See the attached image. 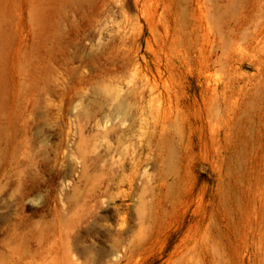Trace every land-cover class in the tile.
<instances>
[{"label": "rangeland", "instance_id": "obj_1", "mask_svg": "<svg viewBox=\"0 0 264 264\" xmlns=\"http://www.w3.org/2000/svg\"><path fill=\"white\" fill-rule=\"evenodd\" d=\"M199 263L264 264V0H0V264Z\"/></svg>", "mask_w": 264, "mask_h": 264}, {"label": "bare ground", "instance_id": "obj_2", "mask_svg": "<svg viewBox=\"0 0 264 264\" xmlns=\"http://www.w3.org/2000/svg\"><path fill=\"white\" fill-rule=\"evenodd\" d=\"M217 236H218V234H216ZM206 237V236H205ZM237 237V236H236ZM217 238V237H216ZM207 239V238H206ZM218 239V238H217ZM216 239V240H217ZM262 239V238H261ZM258 240V239H257ZM218 241V240H217ZM221 241V240H220ZM226 241V240H225ZM225 241H224V243H225ZM212 242V241H211ZM214 243H216V242H214ZM258 243V242H257ZM186 245V244H185ZM199 245V244H198ZM212 245H213V243H212ZM217 245V244H216ZM226 245V244H225ZM232 245V244H231ZM200 248V247H199ZM215 248V247H214ZM218 249V248H217ZM188 251V250H187ZM262 251V250H261ZM216 252H217V250H216ZM198 254V253H197ZM183 255V254H182ZM180 256V255H179ZM181 257V256H180ZM199 257V256H198ZM197 257V260L199 261V258ZM211 257V256H210ZM208 258V257H207ZM232 258H234V257H232ZM220 259V258H219ZM202 260V259H201ZM225 260V259H224ZM235 260V259H234ZM233 260V261H234ZM178 261H179V259H178ZM187 261V260H186ZM214 261V260H213ZM218 261V260H217ZM200 264V263H199ZM234 264V263H233ZM239 264V263H238Z\"/></svg>", "mask_w": 264, "mask_h": 264}]
</instances>
